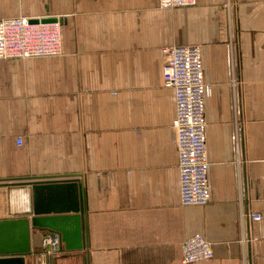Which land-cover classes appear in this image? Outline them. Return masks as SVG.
<instances>
[{
	"label": "crops",
	"instance_id": "0c3cea01",
	"mask_svg": "<svg viewBox=\"0 0 264 264\" xmlns=\"http://www.w3.org/2000/svg\"><path fill=\"white\" fill-rule=\"evenodd\" d=\"M16 17L62 19L63 52L0 60V220L17 218L8 184L77 180L84 248L47 264H183L194 235L213 249L194 264H264V0H0V20ZM191 45L212 87L203 207L181 204L163 81V50Z\"/></svg>",
	"mask_w": 264,
	"mask_h": 264
},
{
	"label": "built area",
	"instance_id": "2783aa9c",
	"mask_svg": "<svg viewBox=\"0 0 264 264\" xmlns=\"http://www.w3.org/2000/svg\"><path fill=\"white\" fill-rule=\"evenodd\" d=\"M197 0H159L163 10L190 8ZM34 19L16 17L0 20V60L39 59L62 55V24L31 23ZM164 86L175 94L176 115L172 123L178 153L181 204L183 207H203L210 202L207 155L206 99L212 94L205 82L201 48L197 45L173 46L163 50ZM21 144V140H18ZM12 219L13 215L7 214ZM261 221V214L244 218ZM58 234L41 237V264L62 250ZM182 263L194 264L213 258L211 243L201 235L186 239L182 245Z\"/></svg>",
	"mask_w": 264,
	"mask_h": 264
},
{
	"label": "water",
	"instance_id": "95a60500",
	"mask_svg": "<svg viewBox=\"0 0 264 264\" xmlns=\"http://www.w3.org/2000/svg\"><path fill=\"white\" fill-rule=\"evenodd\" d=\"M41 22L62 24L63 21ZM7 188L10 211L17 218L0 220V264H27L35 231L59 234L67 251L84 248L77 181L25 180L8 184Z\"/></svg>",
	"mask_w": 264,
	"mask_h": 264
},
{
	"label": "rangeland",
	"instance_id": "374dc122",
	"mask_svg": "<svg viewBox=\"0 0 264 264\" xmlns=\"http://www.w3.org/2000/svg\"><path fill=\"white\" fill-rule=\"evenodd\" d=\"M174 10V9H173ZM164 65V64H163ZM75 181H77V180H75ZM78 182V181H77ZM7 190V192H8V188L6 189ZM7 198H8V196H7ZM7 202H8V200H7ZM6 214H9V212H7ZM45 233H48V232H45ZM60 236V235H59ZM65 251L63 250V248H62V250L60 251V253L58 254V255H55V256H53V257H57V256H61L63 253H64ZM70 252H76V251H70ZM40 264H41V262H40Z\"/></svg>",
	"mask_w": 264,
	"mask_h": 264
}]
</instances>
